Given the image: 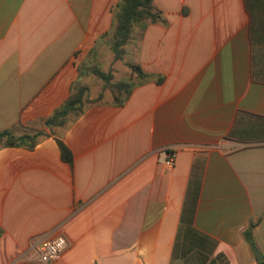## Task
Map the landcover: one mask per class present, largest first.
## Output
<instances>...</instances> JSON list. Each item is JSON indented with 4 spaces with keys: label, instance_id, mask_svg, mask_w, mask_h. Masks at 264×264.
<instances>
[{
    "label": "crops",
    "instance_id": "1",
    "mask_svg": "<svg viewBox=\"0 0 264 264\" xmlns=\"http://www.w3.org/2000/svg\"><path fill=\"white\" fill-rule=\"evenodd\" d=\"M117 2L0 0V130L43 132L0 148V264L264 261V0H154L164 22L129 58L163 81L45 126L83 63L104 52L115 79L132 76L105 36ZM57 235L69 246L40 261Z\"/></svg>",
    "mask_w": 264,
    "mask_h": 264
},
{
    "label": "trees",
    "instance_id": "2",
    "mask_svg": "<svg viewBox=\"0 0 264 264\" xmlns=\"http://www.w3.org/2000/svg\"><path fill=\"white\" fill-rule=\"evenodd\" d=\"M255 2H257L256 5L260 4V0H255ZM155 22H164V19L161 10L154 4V0H118L113 9L112 28L105 33V36L109 41L113 61L124 62L132 76L115 79L111 67L104 71L98 64L90 66L83 63V68L78 69V79L70 87L69 96L44 121V125L47 127L60 126L65 129L84 112L86 107L100 102L102 93H99L96 99L90 100L88 86L82 84L79 79L87 72L102 80L103 87L108 89L111 94L112 102L119 106L127 101L135 87L153 79L154 75L145 71L139 63L130 60L129 52H132L134 48L138 49L145 28L149 23ZM154 79L157 83L163 81L160 76ZM41 135L43 132L39 130L16 132L12 129H2L0 130V148L10 146L32 148L37 144ZM55 139L60 149L61 158L71 166L73 156L70 150L60 136ZM1 234L0 227V236ZM247 239L253 244L249 234H247ZM258 264H264V261H260Z\"/></svg>",
    "mask_w": 264,
    "mask_h": 264
},
{
    "label": "built area",
    "instance_id": "3",
    "mask_svg": "<svg viewBox=\"0 0 264 264\" xmlns=\"http://www.w3.org/2000/svg\"><path fill=\"white\" fill-rule=\"evenodd\" d=\"M155 153L157 160L165 167L173 166L176 157L174 147H160ZM68 246L69 241L63 235L44 239L38 245V257L42 262L54 261L62 256Z\"/></svg>",
    "mask_w": 264,
    "mask_h": 264
},
{
    "label": "rangeland",
    "instance_id": "4",
    "mask_svg": "<svg viewBox=\"0 0 264 264\" xmlns=\"http://www.w3.org/2000/svg\"><path fill=\"white\" fill-rule=\"evenodd\" d=\"M108 61H109V59H107V54H105L103 52L101 55L100 67L104 70H106V68H110V67H108ZM94 63L97 64V61H95ZM94 63L89 62L88 64L90 66H93V65H95ZM113 77L116 78L115 74H113ZM82 82L88 86V93H89L88 97L90 100L96 99L98 93H102L105 90L108 91V89L103 87L102 80L99 79L98 77L94 76V74L93 75L92 74H86L83 77Z\"/></svg>",
    "mask_w": 264,
    "mask_h": 264
},
{
    "label": "water",
    "instance_id": "5",
    "mask_svg": "<svg viewBox=\"0 0 264 264\" xmlns=\"http://www.w3.org/2000/svg\"><path fill=\"white\" fill-rule=\"evenodd\" d=\"M256 254H258L257 251H256Z\"/></svg>",
    "mask_w": 264,
    "mask_h": 264
}]
</instances>
